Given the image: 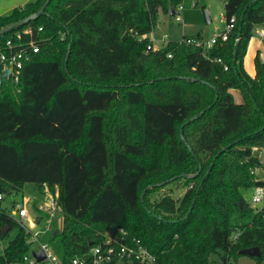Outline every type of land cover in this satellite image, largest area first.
I'll list each match as a JSON object with an SVG mask.
<instances>
[{"label": "trees", "instance_id": "trees-1", "mask_svg": "<svg viewBox=\"0 0 264 264\" xmlns=\"http://www.w3.org/2000/svg\"><path fill=\"white\" fill-rule=\"evenodd\" d=\"M45 1L0 16V29ZM223 1L234 28L210 48L185 43L204 40L198 34L148 49L158 12L184 0H51L37 19L0 36L2 46L18 30L43 27L21 81L0 86V193L35 183L32 209L42 224L44 188H58L50 243L65 264L121 228L158 264H230L255 246L260 256L251 257L264 264V205L245 197L264 185L252 173L264 175L253 150L264 149V61L257 54L254 76L244 66L264 26V0ZM180 180L181 198L151 200ZM12 214L0 206V242L17 230L0 264H24L31 247Z\"/></svg>", "mask_w": 264, "mask_h": 264}, {"label": "built area", "instance_id": "built-area-1", "mask_svg": "<svg viewBox=\"0 0 264 264\" xmlns=\"http://www.w3.org/2000/svg\"><path fill=\"white\" fill-rule=\"evenodd\" d=\"M179 6L177 10L182 9ZM175 18L180 20V15L177 12ZM235 17L231 18V22L227 23V28L220 34L214 35L210 41L199 40L196 38H187L185 43L194 44L196 46L212 47L218 38L223 41L228 39V34L234 28ZM43 31V27L35 30L32 27H25L23 30L16 31L9 37L5 43L0 46V86L8 84H18L21 81L25 64L31 60L32 56L40 51L38 35ZM258 35L264 37V30L258 32ZM148 49L158 50L153 43L148 46ZM220 61V59H218ZM255 154L261 160L264 159V149L255 147ZM257 170H252L256 173ZM259 177L264 178L263 171ZM4 199V195L0 193V201ZM252 201L255 205H264V185H258L254 188ZM41 212L49 215L47 220L48 229L52 230V221L59 217V191L56 188L52 192L48 186L44 188V196L42 203L39 205ZM17 222L30 234L31 245L37 243V247L32 251H27L23 256L24 264H65L57 252L53 249L50 242H42L38 239L39 231L36 227L39 225L37 215L31 214L24 201L17 202L12 214ZM3 243L0 242V250H3ZM41 251L44 258L39 261L34 256V252ZM68 264H158L157 257L146 248L140 239H133L128 242L127 232L124 229H119V234L114 231L107 232L103 242L93 246L84 255L74 256Z\"/></svg>", "mask_w": 264, "mask_h": 264}, {"label": "rangeland", "instance_id": "rangeland-1", "mask_svg": "<svg viewBox=\"0 0 264 264\" xmlns=\"http://www.w3.org/2000/svg\"><path fill=\"white\" fill-rule=\"evenodd\" d=\"M35 0H0V16L10 13L14 8L25 6L28 2ZM183 8L179 10L180 20H177L175 15L165 13L160 10L157 15V20L153 31L148 35L151 41L157 48H161L165 43L171 40L182 41L184 36L201 34L206 41H210L215 32H222L227 28V22L224 18V1L223 0H184ZM209 11L210 19L206 16L205 11ZM255 32V31H254ZM261 58V57H260ZM235 99L237 102L243 101L241 91L235 90ZM261 170H257L256 174L260 175ZM187 190L186 181L180 180L162 187L159 191L151 194L152 201L160 199L166 194H171L176 198H181ZM39 188L35 183L24 184L22 190L18 193L5 195L0 201L2 207H7L14 212L12 208L13 202L24 201L31 214L35 215L32 209V202L40 198ZM254 189L247 190L245 197L257 207L252 201ZM42 199L39 201V205ZM261 207V205H258ZM39 231L38 239L42 242H50L52 237L51 230L48 229L47 223L39 224L35 231ZM17 233L16 229L11 230L9 236L4 240V244ZM37 247V243L33 242L29 251ZM230 264H256L253 257L249 255H240L232 258Z\"/></svg>", "mask_w": 264, "mask_h": 264}, {"label": "water", "instance_id": "water-1", "mask_svg": "<svg viewBox=\"0 0 264 264\" xmlns=\"http://www.w3.org/2000/svg\"><path fill=\"white\" fill-rule=\"evenodd\" d=\"M50 2H51V0H46L38 11L30 14L27 17H24V18H22V19H20L18 21H15V22H13V23L1 28L0 29V36L4 35L6 33H9L11 31H13L14 29L22 27V26L28 24L29 22L37 19L39 16H41L43 13H45V9H46L47 5ZM176 13H177V9L172 7L171 11H170V14L174 15ZM205 13H206V16L208 17V19H210L209 18L210 17L209 11L206 10ZM239 35H240V33H239ZM198 116H199V114H196L193 119H196ZM182 135H183V132H182ZM228 147L223 148L222 151L226 150ZM183 176H187V175L183 174L182 177ZM164 184H165V182H163L161 185H164ZM192 208H193V204H192V206L190 208V211L192 210ZM60 211H62L61 207H60ZM64 225H65V218L62 216L59 219V230H63L64 229ZM7 231H8V228L7 227L4 228L3 235H5L7 233ZM239 253L242 254V255L257 256L258 257V256H260V248L258 246L250 247V248H244V249L240 250ZM34 256L37 257V259L39 261H41L44 258V255H43V253L41 251H38V252L35 251L34 252Z\"/></svg>", "mask_w": 264, "mask_h": 264}, {"label": "crops", "instance_id": "crops-1", "mask_svg": "<svg viewBox=\"0 0 264 264\" xmlns=\"http://www.w3.org/2000/svg\"><path fill=\"white\" fill-rule=\"evenodd\" d=\"M177 12L179 13V10H177ZM224 18H225V16H224ZM261 30H264V26H260V27H257L255 29L254 35L252 36V38L249 41L247 53H246L245 61H244L245 69L252 76L255 75V57L257 56V54H259L261 59L264 61V37H261L258 35V32ZM222 32H215L213 34V36L218 35ZM189 36H194V35H189ZM202 38L204 39V37H202ZM152 43H153V41H152ZM234 91H233V93H234ZM234 95H235V93H234Z\"/></svg>", "mask_w": 264, "mask_h": 264}]
</instances>
